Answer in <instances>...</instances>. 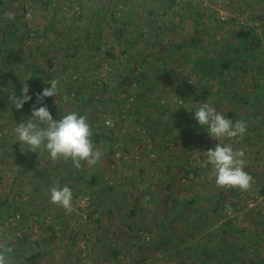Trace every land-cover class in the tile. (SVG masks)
<instances>
[{
  "label": "rangeland",
  "instance_id": "1",
  "mask_svg": "<svg viewBox=\"0 0 264 264\" xmlns=\"http://www.w3.org/2000/svg\"><path fill=\"white\" fill-rule=\"evenodd\" d=\"M263 18L264 0H0V240L13 249L10 264H32L37 253V264H264L259 51L241 71L261 101L243 137L215 141L192 112L208 103L236 122L253 110L230 107L195 62L223 59L243 28L264 34ZM52 80L58 96L37 102ZM23 83L31 100L16 110L9 95L20 97ZM33 105L54 120L86 116L101 161L77 170L27 152L14 128ZM216 143L243 150L249 191L217 188L211 166L201 167ZM53 186L72 190L70 210L49 202ZM217 201L233 214L214 215Z\"/></svg>",
  "mask_w": 264,
  "mask_h": 264
},
{
  "label": "clouds",
  "instance_id": "2",
  "mask_svg": "<svg viewBox=\"0 0 264 264\" xmlns=\"http://www.w3.org/2000/svg\"><path fill=\"white\" fill-rule=\"evenodd\" d=\"M6 16L11 18V14ZM49 84L50 88H45L37 94V102L43 103L44 98L58 96V81L52 80ZM28 91L27 83H23L20 97L9 95L10 106H14L16 110L22 109L23 105L31 100ZM192 112L197 124L206 127L208 135L215 141L241 138L247 130L245 122H233L208 103ZM25 121L17 124L14 133L16 140L26 146L27 152L47 151L51 161H71L77 170L81 169L82 164L92 167L101 161L103 154L93 144V132L86 116L70 112L54 120L46 105L38 108L33 105L31 118ZM204 154L206 160L201 167L211 166L209 177L214 178L217 188L241 192L251 189L252 177L244 171L246 162L243 150H234L231 143H216L214 149H209ZM72 199L73 193L68 186H53L50 189L49 202L53 205L70 210ZM226 212L228 215L233 214L230 206H226ZM12 251L6 241L0 240V264H10L9 255Z\"/></svg>",
  "mask_w": 264,
  "mask_h": 264
},
{
  "label": "crops",
  "instance_id": "3",
  "mask_svg": "<svg viewBox=\"0 0 264 264\" xmlns=\"http://www.w3.org/2000/svg\"><path fill=\"white\" fill-rule=\"evenodd\" d=\"M264 19V18H263ZM262 19V20H263ZM255 25H257V23L255 24ZM253 31V33L255 34V36L257 37H263L264 36V34H260V33H258V32H256L255 31V29L254 30H252ZM256 32V33H255ZM263 40V39H262ZM239 44V43H238ZM262 47H261V46ZM242 46H240V44L236 47V48H234V49H236V51H234V52H230V51H228L227 49H225L224 51H223V57L224 58H226V57H228V55H232V56H230L231 58H228V59H224L225 60V62H226V64H227V66H228V69L227 70H225V71H218V73H221L222 72V79H220V80H215V78H214V73L213 74H206V72H205V70L203 69V70H199L200 72H201V74H204L205 76H206V79L207 80H209V81H212V83L213 82H215V85L217 86V87H219V88H221V86H223L224 88H225V90H227L225 93H223L224 94V96H223V99H226V100H228V101H230L229 102V105H230V107H235L236 105H238V104H246V105H248V107H251L253 110L251 111V112H249V113H246L245 114V116H241V115H239L238 114V117H239V119L241 120V121H243L245 118H247L248 116H252L253 115V112L257 109V103L259 104L261 101H259V99L255 96L256 95V93L255 92H253V90L251 89V85L249 84V85H247L248 87V89H246V87H245V82H244V80H243V78H244V76H245V73H243V72H241V71H244V70H246L249 66H251L250 65V62L249 61H254L256 58H261L262 57V65H264V41H262V42H260L259 44H257V45H254V46H251V47H249V48H244V47H242ZM243 50H245L246 51V57H247V61H245V57L243 56V58H244V61H243V63H241V65H237V67L232 63V60H236V58L238 57H241V52L243 51ZM254 51H259V56H261V57H257L255 54H254ZM233 53V54H232ZM234 55V56H233ZM249 57V58H248ZM262 65H260V66H262ZM238 70H240V71H238ZM238 71V72H237ZM217 72V71H216ZM238 74V75H237ZM261 74V73H260ZM239 77H241L242 79H240ZM239 79V80H238ZM233 82V83H232ZM261 82V81H260ZM232 83V84H231ZM258 83H259V81H258ZM260 84V83H259ZM240 86L241 88V91H237L235 88H236V86ZM233 87V89H231L230 87ZM264 86V85H263ZM244 89H243V88ZM229 90H230V92H229ZM246 90V91H245ZM259 91H262V92H264L263 91V89L262 90H259ZM246 92H253V95L251 94V95H245L246 94ZM230 93H231V95H230ZM259 95H261L260 93H258ZM228 95H230L231 96V98H227V97H229ZM264 96V95H263ZM236 109V108H235ZM232 115H230V117H231ZM84 166V164H82V167ZM170 179H172V178H170ZM169 179V180H170ZM95 180H97L96 178H95ZM92 183V177H91V181L90 182H88L87 184H89V185H93V184H91ZM97 184V182H95L94 183V185H96ZM100 193V192H99ZM104 195V194H103ZM113 210H115V209H113ZM115 212V211H114Z\"/></svg>",
  "mask_w": 264,
  "mask_h": 264
},
{
  "label": "trees",
  "instance_id": "4",
  "mask_svg": "<svg viewBox=\"0 0 264 264\" xmlns=\"http://www.w3.org/2000/svg\"><path fill=\"white\" fill-rule=\"evenodd\" d=\"M175 1L176 0H166V6L168 8H173L175 6ZM149 12H151V11H149ZM236 37L239 40L240 46H242L244 48H249L251 46L257 45L260 42L264 41V36L262 38L258 37V36L256 37L252 30H248L245 28L239 30L236 33ZM143 38H144L143 34H138L137 37L135 38V40H133V41L135 43L137 41H141ZM129 40L131 41V39H129ZM130 41H126L125 44L127 46L129 44L130 45L134 44V43H130ZM181 48H183L182 45H176L175 46V49L177 51H180ZM236 49H234V48H233V50L230 49V52H234V51H236ZM224 59H226V58L218 60V59H214V58L208 59L205 56H200L198 58V61L195 62V68H196V70H203L204 69L206 74H213L214 72H216V71L218 72L219 70L225 71L228 69V66H227ZM161 114H166V113H161ZM95 182H96L95 177L94 178L92 177V183L91 184L94 185ZM225 210H226V206L223 203H220L219 201H217L216 205L212 208V212L214 215H217L219 212H222ZM225 225L228 227V225L226 223H225ZM54 238H55L54 236H51L47 240V242H52ZM221 250L222 249L219 250V253L222 252ZM39 257H40V254L37 253V254L31 255L29 257V259L31 260L32 264H37V260L39 259Z\"/></svg>",
  "mask_w": 264,
  "mask_h": 264
},
{
  "label": "built area",
  "instance_id": "5",
  "mask_svg": "<svg viewBox=\"0 0 264 264\" xmlns=\"http://www.w3.org/2000/svg\"><path fill=\"white\" fill-rule=\"evenodd\" d=\"M106 124H110V121L108 120V121H106Z\"/></svg>",
  "mask_w": 264,
  "mask_h": 264
}]
</instances>
